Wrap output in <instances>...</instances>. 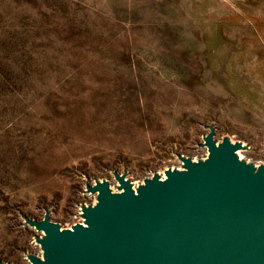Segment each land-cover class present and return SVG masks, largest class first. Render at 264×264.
I'll use <instances>...</instances> for the list:
<instances>
[{"label":"rangeland","instance_id":"1","mask_svg":"<svg viewBox=\"0 0 264 264\" xmlns=\"http://www.w3.org/2000/svg\"><path fill=\"white\" fill-rule=\"evenodd\" d=\"M264 162V0H0V260L22 216L80 221L85 180L204 157L206 125Z\"/></svg>","mask_w":264,"mask_h":264},{"label":"water","instance_id":"2","mask_svg":"<svg viewBox=\"0 0 264 264\" xmlns=\"http://www.w3.org/2000/svg\"><path fill=\"white\" fill-rule=\"evenodd\" d=\"M206 128L205 156L176 154L180 166L163 177L133 185L112 171L114 190L106 178L85 180L94 203L78 205L81 221L22 216L41 251L25 253L27 264H264V162L239 158L247 146Z\"/></svg>","mask_w":264,"mask_h":264},{"label":"built area","instance_id":"3","mask_svg":"<svg viewBox=\"0 0 264 264\" xmlns=\"http://www.w3.org/2000/svg\"><path fill=\"white\" fill-rule=\"evenodd\" d=\"M192 159L193 160H195L196 158L195 157H192ZM180 164H181V162L178 160V161H176V165L174 166V165H171V168H174V167H179L180 166ZM166 168V167H165ZM162 177H163V171L162 170H160L159 172H158ZM151 176V175H150ZM93 181V180H92ZM92 181H90L91 183H92ZM140 182V181H139ZM110 183H112V182H110ZM138 182H133V185H136ZM110 187H111V189L112 190H114L115 188L113 187V185H110ZM91 203H94V196H93V199L90 201ZM81 221V220H80ZM69 226V225H68ZM67 225H66V227H68ZM40 253H41V251H40V249H39V246L37 245V251H36V254H38V255H40ZM24 259H25V264H27L28 263V261H27V259L25 258V256H24Z\"/></svg>","mask_w":264,"mask_h":264},{"label":"bare ground","instance_id":"4","mask_svg":"<svg viewBox=\"0 0 264 264\" xmlns=\"http://www.w3.org/2000/svg\"><path fill=\"white\" fill-rule=\"evenodd\" d=\"M230 137V136H229ZM231 138V137H230ZM231 140H233L232 138H231ZM243 145V144H242ZM243 146H245V145H243ZM243 149H247V147L246 148H243ZM240 150H242V149H240ZM237 154H238V156H239V158H243L242 157V153H241V151H238L237 150ZM169 166H171V165H169Z\"/></svg>","mask_w":264,"mask_h":264}]
</instances>
